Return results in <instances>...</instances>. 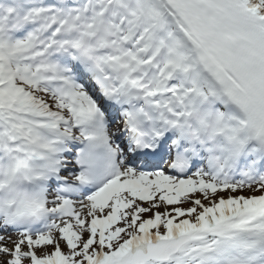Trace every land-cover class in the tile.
Masks as SVG:
<instances>
[{
    "label": "snow or ice",
    "instance_id": "6c2138e0",
    "mask_svg": "<svg viewBox=\"0 0 264 264\" xmlns=\"http://www.w3.org/2000/svg\"><path fill=\"white\" fill-rule=\"evenodd\" d=\"M0 264H264V0H0Z\"/></svg>",
    "mask_w": 264,
    "mask_h": 264
}]
</instances>
